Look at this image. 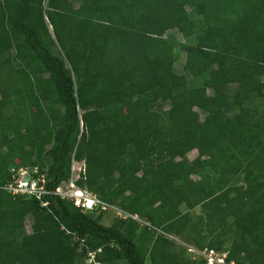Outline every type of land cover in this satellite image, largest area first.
Instances as JSON below:
<instances>
[{
    "label": "trees",
    "instance_id": "1",
    "mask_svg": "<svg viewBox=\"0 0 264 264\" xmlns=\"http://www.w3.org/2000/svg\"><path fill=\"white\" fill-rule=\"evenodd\" d=\"M73 154L142 222L7 189L26 167L54 188ZM169 235L264 264V0H0V264H205Z\"/></svg>",
    "mask_w": 264,
    "mask_h": 264
},
{
    "label": "built area",
    "instance_id": "2",
    "mask_svg": "<svg viewBox=\"0 0 264 264\" xmlns=\"http://www.w3.org/2000/svg\"><path fill=\"white\" fill-rule=\"evenodd\" d=\"M21 170V179L16 178L13 184L7 186V189L13 195L25 194L30 196H35L37 199L42 200V196L47 194L59 195L62 198H67L73 200L77 206H81L84 209H105L106 205L98 199V197L85 189H78L75 185L74 173L76 170L85 172V167L83 165H75L72 163V179L66 186H59L55 191H48L45 188L46 178L44 174L38 173L36 168L34 169H19ZM34 175L36 177L34 178ZM30 177V185H27L24 178ZM48 202H42V205L46 206ZM193 252L203 255V258L207 261V264H225V259L223 257L219 258L215 250H203L199 251L197 249H192ZM232 264L234 262H231Z\"/></svg>",
    "mask_w": 264,
    "mask_h": 264
},
{
    "label": "rangeland",
    "instance_id": "3",
    "mask_svg": "<svg viewBox=\"0 0 264 264\" xmlns=\"http://www.w3.org/2000/svg\"><path fill=\"white\" fill-rule=\"evenodd\" d=\"M76 2V1H75ZM190 14H193V15H196L195 14V11L192 12V10L189 11ZM197 15L199 14V12H196ZM180 38V36H179ZM181 39V38H180ZM183 45V50L184 51H192L194 50L195 46L193 45H187V44H182ZM183 54V52H182ZM183 62L184 61H180V62H176L175 64V69L178 73H182L183 72ZM221 69V65L220 64H217L215 65L214 67V70L212 71V78H213V82H215L216 79H218L217 76V70ZM212 81V79H211ZM212 82V85L207 87V95L209 97L210 100H213V95H214V92H213V85L214 83ZM237 84H233L230 86V89H228L231 93L234 92V90L237 88ZM194 114H195V119L199 120V121H203L205 119V116H206V111H205V108H204V103H201V104H197V106L194 108ZM198 155V151L196 150H193L191 151L187 157L189 160H192L194 159L196 156ZM17 178H20L21 179V170H19L17 173ZM199 175V174H198ZM193 175V179H196V178H200V175ZM119 206V205H117ZM120 207V206H119ZM121 208V207H120ZM181 209H183V206L181 207ZM189 213H191L193 216H196L197 213H200V208L197 207L193 210H190ZM116 217V214L114 213L113 210L109 209L105 215L103 216V219H101V223L108 227L112 224V220L113 218ZM139 219V218H138ZM140 220V219H139ZM142 222V221H141ZM32 224H33V218L32 216H28L25 220V223H24V226H25V229L28 233H30L32 231ZM232 233V232H230ZM233 234V233H232ZM231 235V234H230ZM170 239H172L174 242H176L178 244L179 247H182V248H185L186 249V252H187V257L190 258L191 260H204L205 258H203V255L201 254H197L196 252H193L192 248H194L195 246L192 245L189 241H187L186 239H182L181 237L179 236H175V235H169L168 236ZM231 238L233 240V235L230 236V240L227 242L226 246H229L230 245V242H231ZM228 248V247H227ZM201 250H214V249H201ZM228 252L225 251V249L223 251H219L218 254H216L219 258H222L224 257V261H225V264H232L230 262L227 261V258L225 257ZM205 262V261H204ZM205 264H207L205 262ZM235 264V263H233Z\"/></svg>",
    "mask_w": 264,
    "mask_h": 264
},
{
    "label": "clouds",
    "instance_id": "4",
    "mask_svg": "<svg viewBox=\"0 0 264 264\" xmlns=\"http://www.w3.org/2000/svg\"><path fill=\"white\" fill-rule=\"evenodd\" d=\"M80 125H81V124H80ZM81 127H82V125H81ZM73 162L75 163V165L78 164V165H83V166L85 167V172H84V173L81 172V171H78V170H76L75 173H74V178H75V185H76V187H77L78 189H85V190H87L88 192H90V193L96 195V196L98 197V199L101 200V201L106 205V208H105V209H84V208L81 207V206H77V205L73 202V200H70V199H67V198H62L61 196H59V195H55V194H47L48 196H53V197H57V198H61V199L68 200V201H70L71 203H73L77 208L81 209L83 213H87V212H93V213H95V214H97V213H102L103 216H104L105 213H106L109 209H111V210L114 211V213L116 214V217H118V218H124V219H126V218H128V217L131 216V217H133V218H135V219H137V220L140 219L137 215H131V214H129L128 212H126V211H124L123 209H121V208H120L119 206H117V205H113V204H110V203L105 202L104 200H102V199L98 196L97 193H95V192L89 190L88 188L80 186V185L78 184V181H79L80 179H83V180L86 179V175H87V173H86L87 164H86V161H85V160H80V161L76 160L75 157H74V154L72 155V159H71V165H70V176H69V178H68L67 180H63V181H61V182H60L57 186H55L54 188H50V189L47 188V186H46V185H47V169L44 168V172L41 173V174H44V175H45V178H46L45 188H46L48 191H51V190L55 191L56 188L59 187V186H64V187H65L66 184L70 182V180L72 179V163H73ZM34 168H35V167H34ZM34 168L26 167V168H20V169H34ZM16 178H17V177H16ZM24 179H25V181L27 182L26 184H27V185H30V182H31L30 177H26V178H24ZM18 196H26V197H29L28 195H25V194H20V195H18ZM30 197H31V198H32V197H33V198H36L35 196H30ZM47 205H48V204H47ZM138 218H139V219H138ZM102 219H103V218H102ZM113 219H114V218H113ZM112 221H113V220H112ZM139 221H141V219H140ZM192 249H197V250H199V251H203V250H201V249H198L197 247H194V248H192ZM215 251H216V250H215ZM101 252H102V249H101V248H98V249H96V250H88L87 256H86V258H85V262H86V264H102V262H101L100 260L97 259V255L100 254ZM216 252H219V251H216ZM226 254H228V253H226ZM225 257L227 258V255H226ZM197 260H198V259H197ZM204 261L207 263V261H206L205 259H204ZM228 262H230V263H231V262H234L235 264H237L235 261H228Z\"/></svg>",
    "mask_w": 264,
    "mask_h": 264
}]
</instances>
